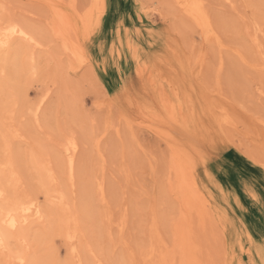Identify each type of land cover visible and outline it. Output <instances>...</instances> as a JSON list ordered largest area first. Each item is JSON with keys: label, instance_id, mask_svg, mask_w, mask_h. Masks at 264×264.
Returning <instances> with one entry per match:
<instances>
[{"label": "rangeland", "instance_id": "374dc122", "mask_svg": "<svg viewBox=\"0 0 264 264\" xmlns=\"http://www.w3.org/2000/svg\"><path fill=\"white\" fill-rule=\"evenodd\" d=\"M60 1L83 17L67 40L46 2L0 0V27L26 24L40 42L0 49V182L43 212L11 231L0 264L158 263L182 208L169 190L177 147L210 205L205 226L191 223L203 264H264V0H197L222 52L176 0ZM2 59L20 64L14 87Z\"/></svg>", "mask_w": 264, "mask_h": 264}, {"label": "bare ground", "instance_id": "6f19581e", "mask_svg": "<svg viewBox=\"0 0 264 264\" xmlns=\"http://www.w3.org/2000/svg\"><path fill=\"white\" fill-rule=\"evenodd\" d=\"M42 1L43 2H46L51 7V9L54 12L56 21L54 20L53 27H54V32L58 36H61L65 40H67L68 34L70 32H74L76 30H79V26L81 25V21H82V18H83V17H81V15H79V14L73 12V11L72 12L69 11L67 9V7H65L64 4L60 0H42ZM176 1L178 2V4H180L182 6L183 11L187 12V14L190 17H192L194 20H196L197 24H199L203 28L204 32L206 34H208V37H210L211 40H214L217 43V45L219 47V50L222 52V49L223 48L221 49L220 43H223V42L221 40H220L221 42H219L218 41L219 39L218 40L216 39V36H215L216 33L215 34L213 33V30H212L213 27L211 28V24H210V21L212 20L211 19L212 17L209 16L210 14L207 15V13L205 11L206 7L204 9L203 4L201 2H199V1H197V0H196V2H195V0H176ZM229 1H233V0H229ZM177 2H176V4H177ZM89 10H91V8ZM87 12H89V11H87ZM208 16L211 19L210 21H209V17ZM67 21H68V24L69 25L65 24ZM257 24H259V23H257ZM25 25L24 24H21L20 25L18 23H11L8 26L4 25L6 27H0V49H3V50L4 49H9L12 46V41H14V39L22 40L24 42H27L28 44H32V43H34V45H35V43L37 45L40 44V42H38L37 39H36V36H35L36 34L34 33V31H32L29 27H27ZM81 27H83V26L81 25ZM257 27H258V25H257ZM260 27L261 26H259V28ZM13 28L14 29H17V31L15 33H10L9 32V29H13ZM257 31L258 30L256 29V31L254 32V34H251V33H249V34L251 36H253V38H252L251 41H253V43H255L256 47H259V44L260 43H258L257 41H258V38L260 36L258 37L259 34H257V36H256L255 33ZM20 32H23L25 35L24 36H21L20 35ZM16 41L17 40H15V42ZM70 46H71V43L70 42H66V48L69 49ZM223 46H225V45H222V47ZM4 55L5 54H3V56ZM13 57H15V56H13ZM34 59H35V57H34ZM3 61H4V64H5V61H6L8 64L10 62L11 65H12V67H11L12 70H11V72L9 74L10 77L8 75H6V76L9 77L8 79H10L11 81H13V84L10 85L11 83L9 81H8V84H7V79L6 78H5L6 79L5 80L6 83H4V81H3V84H7L8 85L7 87L10 86V88H11L13 85H15L16 80L20 77V72H19V69H18V67H19L20 64L17 65V60L16 59H13L11 61H9L7 59V60H3ZM221 63H222V61H221ZM0 64H2V63L0 62ZM31 65H32V63H31ZM4 66H6V65H4ZM3 70H5V69L3 68ZM1 76L4 79V76L5 75L2 74ZM1 84H2V82H1ZM1 86H2L1 87L2 89L5 88L3 85H1ZM1 88H0V90H2ZM10 88H9V90H10ZM4 90L7 91L6 88H5L2 91L3 93L5 92ZM2 92L0 91L1 94H2ZM11 92L12 91H10V95H11ZM4 95H5V93H4ZM8 98H11V96H9V94H8V97H7V100H6V104H9V102H7L8 101ZM44 99H45V95L42 96L40 98V100L37 101V103H34L33 104V107H34L33 109L35 111L34 112V115L36 116L37 119H39L38 118V115H39L40 119H41V116L44 115V114H41L42 113L41 111H43L41 108H44L42 106V104L44 102ZM9 100H12V99H9ZM15 100H17V99H15ZM161 100H162V103H163V107L166 108V110H168V117H169V119L170 120H173V121H179V118L180 117H179L178 114H181L182 111L180 113L178 112L177 106L172 101L170 95H167L166 94V96L161 97ZM12 105H14V104H12ZM29 106H31V105H29ZM29 109H32V108H29ZM223 111H225V110L223 109ZM230 113H232V112L230 111ZM226 114H227V112H226ZM227 125H229V124H227ZM7 131H9V130H7ZM8 134L9 133H7V135ZM10 134H12V132H10ZM6 137H8V136H6ZM5 140H6V138H5ZM6 143H7V141H6ZM66 144H68V143H66ZM68 145L70 146L68 148L70 150V152H69L70 153V156H69L70 158L68 160V165H69L70 171L73 172L74 171V168L76 166L75 165V162L76 161L74 162V156H75L74 154H75V151H76L77 146H76V143H73V142H71ZM182 156H183V154L180 152L179 147H177V149H173V157H172V161H171L172 163L170 165H171L172 173H174V180L172 179L173 181L171 180L169 182V190H170V192H172L174 194V196H176L177 200L182 204L181 205L182 208H181L180 218L178 217L179 219L176 220L177 222H175V224H174V242H173V246L171 245L172 246L171 248H169L170 246H167V248L165 246V249L160 254V257H159L160 259L158 258L159 261L157 260L158 263L156 262V264H176V263L177 264H203V261L201 259L202 256L200 257L199 256V252H198V250L200 251V249L198 248L197 245L194 244L195 241L192 240V235L194 237V234L191 235V229H192L191 223H192L193 215L196 214L197 217H198V219H200V221L198 220L199 221L198 222L199 225H201L202 227L205 226L206 219L208 218V215H210V205H209V202L203 196V193H202L200 187L198 186V184L196 183V185H194L193 183H191L189 181V174L188 173L190 171L192 172V167L191 168H187L189 164L185 166V164H187V163L185 162V159ZM38 169H39V171H38L39 174H41V176H43L44 179L47 180V178H50L51 177V173H50L51 172V167H49L48 165H46L44 163H39L38 164ZM16 171H17V169H16ZM75 171H76V169H75ZM191 176H192V174H191ZM43 184H45L44 186H47L46 185V182L43 183ZM101 189H104V187L101 188ZM7 192H5V190L3 188L2 181H1L0 182V240H2V243H0V253L1 252L3 253V252H5L6 250L9 249V242H10L9 240L11 239V237H13L12 236L13 234L11 233V231H13V230L16 231L17 230L19 232V230L23 227V225L25 223H27V221L29 220V218L34 217V218L40 219L42 217V215H43L42 214L43 213L42 210L39 207H37L38 205H36L35 202H32L33 200L31 202L29 200V202L27 204H24L25 202L22 203V202H19L18 200H16L17 199V197H16V199H14L15 201H12L11 202V199H13L12 198L13 196H10V195L8 196L6 194ZM103 192H104V190H103ZM8 197H11V199H9ZM31 199H32V197H31ZM8 201H10V202H8ZM31 224L32 223H30V225ZM28 225H29V222H28ZM76 230L79 231L78 227H77ZM24 233H21V234H24ZM35 233H36V231H35ZM72 234H74V233H72ZM19 235H20V233H19ZM76 236H77V234H74V235H71L69 237L70 238H75ZM21 237H23V236H21ZM80 242H81V240H80ZM72 245H74V244H72ZM71 247H72V250L75 253L76 252L75 251L76 246H71ZM81 249H83V248H81ZM77 250H79V246H78ZM23 251H25V250H23ZM20 252L22 253V251H20ZM7 256H8V254H7ZM9 256H10V254H9ZM17 258H19V257H17ZM20 261L21 262H24V264H25L28 260H27V258L22 257V258H20ZM30 261H29V263H30ZM31 262H33V261H31ZM3 264H5V263L3 262Z\"/></svg>", "mask_w": 264, "mask_h": 264}, {"label": "snow or ice", "instance_id": "6c2138e0", "mask_svg": "<svg viewBox=\"0 0 264 264\" xmlns=\"http://www.w3.org/2000/svg\"><path fill=\"white\" fill-rule=\"evenodd\" d=\"M0 7L7 8L8 5H0ZM16 31H17V29H14V28L13 29H9L10 33H15ZM20 35L24 36L25 34L23 32H20ZM0 243H2V240H0ZM260 255H261L262 260H264V248L261 249Z\"/></svg>", "mask_w": 264, "mask_h": 264}]
</instances>
